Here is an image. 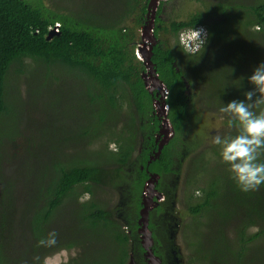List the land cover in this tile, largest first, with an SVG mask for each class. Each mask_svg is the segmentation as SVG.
I'll return each instance as SVG.
<instances>
[{"label":"trees","instance_id":"16d2710c","mask_svg":"<svg viewBox=\"0 0 264 264\" xmlns=\"http://www.w3.org/2000/svg\"><path fill=\"white\" fill-rule=\"evenodd\" d=\"M152 1L119 0V16L112 13L108 20L94 22L65 9L52 10L44 0H0V124L18 123L13 133L0 128V145H8L7 153L0 148V264H45L47 256L62 250L74 254L61 264H128L131 253L140 255L139 264H147L136 231L144 206L142 192L153 173L160 176L157 188L169 190L167 202L158 204L149 221L158 242L154 252L166 258L155 218L165 206L170 208L175 195L168 180L178 179L182 160L192 153L185 147L191 133L188 89L200 83L201 56H186L179 48V36L192 26L206 29L204 53L218 57L219 67L231 66L223 70L233 76L236 71L234 82L249 91L254 86L248 77L264 62V0H203L204 5L184 19L170 21L161 18L166 1H160L153 24L159 42L152 46L150 60L168 89L167 115L174 136L159 157L154 151L158 150L154 134L161 122L154 113L156 94L146 87L143 73L148 67L137 55L144 41L139 30L151 20ZM57 23L59 31L49 37ZM229 30L235 46L222 49ZM26 59L35 66H27ZM11 71L30 79L29 99H37L41 90L46 93L52 86L55 95L66 94L67 104L57 105L47 117L45 111L40 122L29 119L28 127L20 129L21 116L30 111L16 103L22 102L23 90L12 85ZM261 109L264 105L253 110ZM140 136L143 145L135 155ZM22 139L23 147L15 144ZM210 151L214 156L202 150L187 161L186 180L201 192L197 200L191 192L187 201L193 220L186 226L194 238L188 242L190 262L264 264V184L244 192L229 170L222 176L205 171L201 159L209 163L213 157L215 165L219 160L220 148ZM260 161L264 162V154ZM196 162L198 170L191 173ZM22 167L27 174H21ZM200 174L206 177L202 185ZM115 189L129 208L127 222L121 223L103 198L104 192ZM64 210L72 215L71 228H58ZM53 230L58 234L56 244L46 249L38 245ZM22 247L25 257L19 252Z\"/></svg>","mask_w":264,"mask_h":264},{"label":"rangeland","instance_id":"374dc122","mask_svg":"<svg viewBox=\"0 0 264 264\" xmlns=\"http://www.w3.org/2000/svg\"><path fill=\"white\" fill-rule=\"evenodd\" d=\"M166 1L165 6L163 8V11L161 13V18L170 21L175 18L178 19H184L186 15L194 11L201 6L204 5L203 0H164ZM209 1V0H207ZM211 1V0H210ZM45 4L50 7L52 10H58L59 12H64L65 9L67 12L71 11L74 15L77 17H87L90 21H99L102 19L108 20L110 15L113 13V16L117 17L121 13V8L119 7V0H44ZM152 4V5H151ZM160 4H158V0H153L150 2V10L153 14L157 13V8ZM58 13V12H57ZM66 14V13H64ZM151 16V15H150ZM151 19V18H150ZM155 20V19H154ZM154 20H150L149 24L147 22V29L140 28L139 35L144 39L146 42L144 45H141L144 48L145 51L151 52L152 46L159 42V39L154 34V44H152V39H147V34L151 35L150 28L152 24H154ZM145 28V26H144ZM148 30V31H147ZM143 32V34H142ZM228 42L221 45V48H227L230 49L234 47L235 45L232 43V40L229 39L232 35V30L228 31ZM238 39V38H237ZM141 40V38H140ZM143 41V42H144ZM171 42H174L175 39L171 38ZM150 42V43H149ZM141 43V42H140ZM143 44V43H142ZM138 45V44H137ZM220 52V50H218ZM138 56H142V53L137 51ZM219 55V54H218ZM209 56L212 57L211 53H204L203 56L199 57L197 62L198 64V71L199 74L197 76V79L200 83L194 82V85L189 86L188 91L191 93L190 95V108L191 110L188 111V117H187V127L190 130V135L188 137V142L185 147L187 149H191L190 153L186 158L182 160L183 165L180 166L181 170L178 175V179L176 180H170L171 183L174 181L175 187L174 188V198L172 200V203L170 208H167L165 211L161 212L156 218L159 219V223L162 221L166 223L167 228L166 231L164 230V225L161 227L160 232L164 233L163 236L166 237L167 241H164L163 248H165L166 252V260L168 264H208L207 261L203 262L200 260H193V262H190V257L192 255L191 247L189 246L188 242L194 240L193 235H191L190 230L187 228L186 225H188L193 219L192 216L188 213V206H189V195L195 192V188H197V185L193 183V186L191 183H188V180H186V177L188 178V164L187 161H189V158L192 159V154L194 152L196 157L200 151L204 150L207 156H214L213 152L210 150L216 149L219 150V146L212 143V138L215 134L219 133L221 135H235L236 129L235 128H229L227 125V118H222V115L219 112V108L224 106V104H227L233 99L237 100H244L246 99L244 96V92L246 87H238L239 83L234 82V80L237 78L239 74L235 71V76L228 74L227 71L223 70L228 68V70L231 68V66L227 65L224 67H219V61L218 57L213 58L214 61H210ZM27 66H35V63L32 62L30 59H26ZM150 73V70H147L143 73V78L145 79L146 87L148 88L146 78L148 74ZM9 78L11 79L12 85H15L16 83L19 84L20 88L23 90L22 94V102L19 100H16V103L18 106L23 105L26 111H30L29 113H24L21 116L20 119V129H26L28 127V124L30 123L31 119L34 120H41V118L45 117V111H46V117L47 114L54 111L56 106L61 104L64 105L66 102V94L58 93V95H55L57 89L55 87H49L48 90H46V93L41 90V93L38 95L37 99H29L28 92H29V86H30V79H26V75H19L15 72L9 73ZM32 80L35 82V86L37 85L38 81H36V78L32 77ZM28 83V84H27ZM150 83V82H149ZM148 83V84H149ZM152 88V84L150 86ZM50 90V91H49ZM150 91V90H149ZM151 92V91H150ZM43 93V95H42ZM53 96V97H52ZM52 97V100L49 102V99ZM67 104V103H66ZM65 104V105H66ZM154 113L156 116L160 117L161 115L160 110L157 111L158 106L154 103ZM192 106V107H191ZM166 119L168 120L167 114L168 111L162 109ZM125 113L127 109L124 110ZM128 112V111H127ZM19 114V113H18ZM26 114V115H25ZM164 116V121H165ZM45 117V118H46ZM7 124H0V128L2 130L10 131V133H13L17 129V124L13 121L10 123V120H7ZM71 130H74V128H71ZM39 136L42 138V135L39 134ZM58 139L54 138V142H57ZM101 143V142H99ZM142 143V137L140 136L138 138V144L141 146ZM15 144L19 145V147H23L25 144V140H18ZM116 144L112 142L110 144V148L114 149L116 148ZM0 148L7 149L6 153L8 152V145H0ZM9 152L11 154H17L15 152V149L9 148ZM20 149V148H19ZM17 149L16 151H18ZM14 150V151H13ZM198 151V152H197ZM187 152V153H189ZM5 155V153L3 152ZM139 151L136 152L135 155H138ZM219 160L217 164L213 162V157H211V162L208 163L207 159H201L199 162V165L202 169L205 171H208L212 174V172H216L217 175L222 176L229 168L227 164H225L222 161V158L220 155ZM18 157V156H17ZM26 155H24L22 158H25ZM193 157V158H194ZM195 161V160H194ZM193 163V162H192ZM20 163H16V167ZM195 167L191 169V173H195L198 170V163H195ZM22 175L25 172V167H22ZM11 172H13L12 169H10ZM27 174V171L25 172ZM190 174V173H189ZM201 182L199 185H202L206 182V177L202 176ZM149 181L155 182L154 178L149 179ZM145 188L146 194H149L154 191V194H159L158 202L163 201L161 192L157 190H152L153 186H151V183H149ZM152 183V184H153ZM21 185V183H17V186ZM26 185V184H25ZM23 185L22 187H24ZM146 185V183H145ZM198 185V186H199ZM149 187H151L149 189ZM113 190V189H112ZM195 200H197L198 196H201V192H195ZM103 198L105 201L108 202V207L112 208V210H115V217L123 223L124 221L127 222L125 219L126 216V209L123 208L120 198V191L114 190V191H107L104 192ZM146 199V198H145ZM167 199V198H166ZM168 200V199H167ZM167 200H164V202H167ZM220 200L224 202V198L220 197ZM191 202H194L191 200ZM226 205V203L224 202ZM128 207V206H127ZM72 215L70 213H66V210L62 212V215L58 221V228L65 229L67 226L71 228L74 225L73 221H70V218ZM62 222L61 224L59 222ZM56 225V226H57ZM167 233V234H166ZM151 234V233H150ZM190 237H189V235ZM159 236V235H158ZM71 237V236H70ZM191 239V240H190ZM22 243V242H21ZM16 244V241H15ZM14 244V245H15ZM150 245V244H148ZM42 248L46 249L48 247L43 246ZM10 252V256H13L14 253ZM20 255L22 257L26 256V252L24 251V248L19 249ZM74 254V250H62L59 252H56L54 254H51L45 258V264H61L62 262L66 261L68 257ZM132 260H134V254L131 253L130 260L128 264L132 263ZM153 264V263H151Z\"/></svg>","mask_w":264,"mask_h":264},{"label":"clouds","instance_id":"9594fccd","mask_svg":"<svg viewBox=\"0 0 264 264\" xmlns=\"http://www.w3.org/2000/svg\"><path fill=\"white\" fill-rule=\"evenodd\" d=\"M208 38L209 33L206 29L192 26L180 34L179 48L186 56L197 54L202 56ZM147 39H152L154 44V34L152 36L148 34ZM175 46L177 45L173 44V47ZM138 57L145 62L142 56ZM248 79L254 87L244 92L246 99H233L219 108V112L223 114L222 118H227L228 127L237 130L236 134L217 133L212 138V143L219 146L222 161L229 166L232 178L244 192L258 190L264 184V162L260 161V156L264 154V109L258 113L253 110L264 105V62L254 68ZM57 235L55 230L49 232L46 238L38 241V245L54 246Z\"/></svg>","mask_w":264,"mask_h":264},{"label":"flooded vegetation","instance_id":"af4514ba","mask_svg":"<svg viewBox=\"0 0 264 264\" xmlns=\"http://www.w3.org/2000/svg\"><path fill=\"white\" fill-rule=\"evenodd\" d=\"M147 38H148V34H147ZM154 42V41H153ZM149 70V69H148ZM156 74H158V73H156ZM156 74H151V73H149L148 74V76H147V82L149 83H147V85H148V89L151 91V92H154L155 91V94L158 96H156L155 95V97H154V103L158 106V108H157V111H159L160 110V113H161V115H159L160 117V120H161V122H160V129H159V131L158 132H156L154 135H155V138H156V142H157V144H158V150L156 149V150H154L155 151V157H159L158 155H157V152L158 151H160V154H161V150L167 145V144H169V142H170V140L173 138V136H174V129H173V126H172V123H171V121L169 120V118H168V120L166 119V116H165V114H164V112H163V110L162 109H164V110H166L165 109V107H164V103H163V99H164V97L162 96V88H163V86L165 85L163 82H162V80L159 78V75L158 76H156ZM152 78H154L155 80H152ZM157 81V82H156ZM151 84H152V88H150V86H151ZM166 86V85H165ZM167 88V87H166ZM169 110V109H168ZM164 116H165V121H164ZM167 117H168V115H167ZM141 144V146H139V149H138V151H139V153L141 152V147H142V145H143V141H142V143H140ZM159 154V155H160ZM154 156H152L151 158H155ZM157 178V180H156V178ZM151 178H154V180H155V182H154V186H153V188H152V190H157V191H159V192H161L163 195L162 196H164V197H167V193H168V189H166V190H160L159 188H157V183L159 182V180H160V176H159V174H156V173H153V174H151V176L149 177V178H147L148 180H147V183H148V181H149V179H151ZM164 180H168V178H164ZM174 183V182H173ZM172 183L170 182V180H168V186H170V187H175V184H172ZM146 188V187H145ZM123 197V195L122 196H120V198H122ZM141 198H142V202L144 203V202H151V203H153L154 205L149 209V211L147 212L148 213V216H147V221H146V223L144 224L143 222H142V216H141V214H142V210H143V208H144V206H143V208L141 209V211H140V216L138 217V227H137V231H136V233H137V235H138V239L140 240V243H141V245H143V248H144V253H142V257H143V260L147 263V264H151V257L149 256V252H147L146 251V248H145V245H148V244H150V245H148V247H150V249H153L154 250V247H155V245L158 243L156 240H155V238H154V232H152V228L150 227V225H149V221H150V219H151V214H152V212H154V209L158 206V204H162V203H165L164 202V200H166V198H163V201H159L158 202V197H157V195H155L154 193L152 194V192L151 193H149V194H146V191H145V189H144V191L142 192V196H141ZM146 198V199H145ZM122 205H123V207L126 209V212H128L129 211V208L128 207H125L124 205H125V202L123 201V203H122ZM127 206V205H126ZM156 221L158 222V226H157V230H156V232H157V235H159L158 237H159V239H160V241H161V243H162V246H163V243H164V241H167V239H166V237H164L163 235H162V233L160 232V230H161V227H162V225H164V228L166 229L167 228V225H166V223H164V222H160L159 223V219H156ZM147 225V229H148V231L151 233H147V232H143V230H145L146 229V226ZM129 232H130V230H129ZM167 234V233H166ZM160 249H162V247H160ZM165 254H166V252H165ZM156 255L161 259V264H168V262H167V260H166V258H162L161 257V255L160 254H158V253H156ZM138 256H140L139 254H134V260H132V263L131 264H139L138 262V260H137V258H138Z\"/></svg>","mask_w":264,"mask_h":264},{"label":"water","instance_id":"95a60500","mask_svg":"<svg viewBox=\"0 0 264 264\" xmlns=\"http://www.w3.org/2000/svg\"><path fill=\"white\" fill-rule=\"evenodd\" d=\"M152 5V4H151ZM148 26H146L145 30L147 29ZM54 34L53 31L49 32V37L52 36ZM155 42V41H154ZM138 50L142 53V57L145 59V62H146V65L148 67V69L150 70V73L151 74H156V70L154 69L153 67V64L150 60V54L151 52H149L148 50L145 51L144 48L142 46H139ZM148 78H146V81H147ZM152 80H155L154 78H152ZM157 82V81H156ZM148 83V82H147ZM162 96H164V93L162 92ZM165 109L168 111V108L166 107V105H164ZM160 154V151L157 152V155L159 156ZM156 178V177H155ZM157 180V178H156ZM149 183H151V186L154 185V183L152 181H149ZM153 183V184H152ZM148 183L146 184L145 187H147ZM151 187H149L150 189ZM160 194V193H159ZM159 194H155L157 195V197L159 198ZM162 194V193H161ZM163 195V194H162ZM163 197V196H162ZM144 208L142 210V222L145 224L146 221H147V216H148V211L150 209V205L152 204L150 201L149 202H144ZM146 229L143 230V232H147V233H150L147 229V225L145 226ZM145 248H146V251L149 252V256L151 257V263L153 264H161V259L155 254L154 250L153 249H150V247H148V245H145Z\"/></svg>","mask_w":264,"mask_h":264},{"label":"built area","instance_id":"2783aa9c","mask_svg":"<svg viewBox=\"0 0 264 264\" xmlns=\"http://www.w3.org/2000/svg\"><path fill=\"white\" fill-rule=\"evenodd\" d=\"M160 1L161 0H158V4L160 3ZM158 9V8H157ZM150 10V9H149ZM150 15H151V20L153 21L154 19H155V16H156V14H153L152 13V11L150 10ZM59 27H60V24L59 23H57L53 28H51V31H53V32H58L59 31ZM50 31V32H51ZM150 31H151V36L153 35L152 34V32H153V24H152V26H151V28H150ZM156 76H158V74H156ZM163 90H162V92L164 93V101H163V103H164V105H166V107L167 108H169V105L166 103V98H167V94H168V89L166 88V86L164 85L163 86V88H162ZM147 184V183H146ZM153 193H154V191H153ZM154 204L152 203L151 205H150V208L153 206Z\"/></svg>","mask_w":264,"mask_h":264},{"label":"bare ground","instance_id":"6f19581e","mask_svg":"<svg viewBox=\"0 0 264 264\" xmlns=\"http://www.w3.org/2000/svg\"><path fill=\"white\" fill-rule=\"evenodd\" d=\"M144 45V44H143ZM143 47V46H142ZM143 48H145V47H143Z\"/></svg>","mask_w":264,"mask_h":264}]
</instances>
